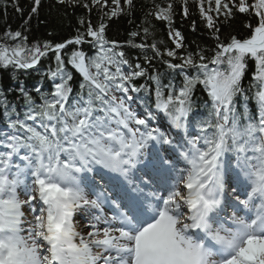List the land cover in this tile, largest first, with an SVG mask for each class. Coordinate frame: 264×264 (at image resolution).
<instances>
[{
    "label": "snow or ice",
    "instance_id": "obj_1",
    "mask_svg": "<svg viewBox=\"0 0 264 264\" xmlns=\"http://www.w3.org/2000/svg\"><path fill=\"white\" fill-rule=\"evenodd\" d=\"M124 2L130 12L134 0ZM57 3L97 7L100 21L81 18L83 31L61 43L29 45L10 30L14 43L0 42V68L43 78L31 90L16 78L18 105L0 89V264H264V0H191L216 41L210 57L181 55L175 0L154 5L149 15L167 23L174 47L127 41L152 50L144 63L106 38L104 17L122 14L121 0ZM189 4L180 0L184 18ZM40 5L33 0L29 19ZM12 7L23 15L19 0ZM237 14L250 35L221 40ZM85 44L91 55L76 47ZM50 54L55 67L42 72ZM156 59L179 85L149 72ZM198 85L210 100L203 116Z\"/></svg>",
    "mask_w": 264,
    "mask_h": 264
},
{
    "label": "trees",
    "instance_id": "obj_2",
    "mask_svg": "<svg viewBox=\"0 0 264 264\" xmlns=\"http://www.w3.org/2000/svg\"><path fill=\"white\" fill-rule=\"evenodd\" d=\"M13 0H9V5L5 9L0 6V42H6L8 44L14 43L5 37L7 31H21L24 35L28 37V44L34 43H61L68 39L73 38L77 29L83 31V28L79 24L81 18L91 19L93 24H97L101 18V11L97 7H93L92 11L89 13L87 9L81 5H60L57 0H41V5L38 9L37 14H31V19L29 15L31 13V8L33 6V0H19L20 7L24 10L23 15L18 13L12 7ZM169 0H134V7L129 12L128 6L121 0V6L124 12L118 17L108 19L104 17L105 22L108 27L106 28V38L108 40H114L123 45L122 49L126 53L130 62H141L143 61V56L147 54L152 56V50L150 49H139L131 47L127 44V41L131 40L133 43H156L161 50L164 48H173V41L168 35V25L166 22L155 19L149 13L155 10L154 5L163 6L168 3ZM180 0H175L176 4V15L174 17L175 23L173 29H178L184 37L185 48L178 50L182 55L185 52L197 53L201 49H205V54L207 56L212 55V49L215 48L216 41L213 38L212 30L205 26L204 21L201 19L196 7L191 3L190 0V15L184 18L180 12L179 7ZM111 0H109V7H111ZM103 11H108L105 8ZM246 17L242 14H237L235 19L229 20L226 23L221 24L220 37L221 40L227 41L231 36L235 35L237 38H246L250 35L249 31L244 27L246 23ZM27 21V23H25ZM196 22V30L192 29V22ZM148 29V34L145 35L144 29ZM133 32H138V36H132ZM82 48L89 55L93 53V49L85 44L82 46H76ZM72 47L67 49L70 52ZM139 58V59H137ZM167 59V57H165ZM49 65L53 68L55 67L54 59H42L41 65L39 66L42 72L48 70ZM147 67V65H144ZM150 73H159L160 79L163 83L167 84L170 80L179 85L183 79L182 76L177 75L172 70L168 69L167 66L161 62L159 59L153 60V67L149 68ZM255 72V64L251 60L248 61V66L245 71V76L243 78V85L248 88L252 83V76ZM23 85L31 90L36 86H40V82L43 79L35 71H30L29 74L23 75L20 73H14L12 69L0 68V89L5 90L8 100L13 104H20L22 101L19 99V93L16 90V78ZM78 82L80 77L75 76ZM134 83L139 86L144 83H152L147 81L145 78H139ZM51 81L50 79L43 80V89L45 91L50 90ZM144 92L139 93V97H145ZM195 108L196 111L200 110L202 116L206 115L210 108L209 97L204 90L202 85H198L195 90L194 95ZM252 110L255 111V106H252ZM2 111V110H0ZM6 118L0 115V123L4 125V120Z\"/></svg>",
    "mask_w": 264,
    "mask_h": 264
},
{
    "label": "bare ground",
    "instance_id": "obj_3",
    "mask_svg": "<svg viewBox=\"0 0 264 264\" xmlns=\"http://www.w3.org/2000/svg\"><path fill=\"white\" fill-rule=\"evenodd\" d=\"M78 228L81 229V230H83L82 226H79Z\"/></svg>",
    "mask_w": 264,
    "mask_h": 264
},
{
    "label": "rangeland",
    "instance_id": "obj_4",
    "mask_svg": "<svg viewBox=\"0 0 264 264\" xmlns=\"http://www.w3.org/2000/svg\"><path fill=\"white\" fill-rule=\"evenodd\" d=\"M85 231H87V229Z\"/></svg>",
    "mask_w": 264,
    "mask_h": 264
}]
</instances>
